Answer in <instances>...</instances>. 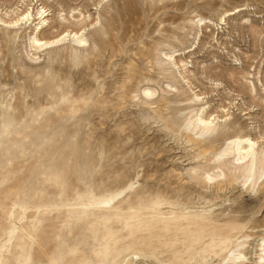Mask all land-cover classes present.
Wrapping results in <instances>:
<instances>
[{
  "label": "rangeland",
  "instance_id": "obj_1",
  "mask_svg": "<svg viewBox=\"0 0 264 264\" xmlns=\"http://www.w3.org/2000/svg\"><path fill=\"white\" fill-rule=\"evenodd\" d=\"M17 5L25 9L18 0H0V18L8 19V11L14 16L11 10ZM41 5L52 10L51 24L56 12L68 15L72 7L91 14V22L100 14L106 35L99 50L88 43L90 50L78 53L70 48L58 55L38 51L33 56L39 59L21 50L24 38L0 43V103L4 100L0 106L19 103L13 110L24 114L19 125H10L0 135V264H68L76 247L88 264H108L98 254L99 235L105 228L97 205L103 201L110 208L102 211L121 212L130 221L139 215L145 222L174 206L221 223L236 221L240 231L231 239L197 242L191 264H228L231 251L238 248L246 256L236 264H260L264 177L252 188L242 174L231 183L228 178L205 182L198 169L202 165L217 169V161L208 157L220 150L224 140L214 147L207 141H190L186 131H171L163 119L185 116L202 102L188 100L191 91H156L145 98L141 91H131L140 82L131 76L145 72L163 83L167 77L155 63L157 50L171 46L184 51L181 57L190 61L196 74L192 81L209 110L222 115L221 107L229 108L240 134H263L264 105L252 99L244 76L259 91L264 88V0H33L29 7L35 12ZM236 7L245 9L227 17L220 27H203L194 39L191 21L196 16L218 22L224 12ZM75 26L68 22L59 31L79 29ZM25 27L18 29L19 35L26 33ZM98 27L89 26L88 35L96 36ZM19 63L33 69L31 75H25ZM46 70L58 83L55 91H37L32 84L19 91L17 84L30 83L27 76L36 78L40 72L46 77ZM112 221L122 240L113 259H119V248L128 246L130 254L122 253L130 256L128 260L158 263L147 241L150 235L132 236L124 218L119 221L114 216ZM157 258L162 257L157 254Z\"/></svg>",
  "mask_w": 264,
  "mask_h": 264
},
{
  "label": "bare ground",
  "instance_id": "obj_2",
  "mask_svg": "<svg viewBox=\"0 0 264 264\" xmlns=\"http://www.w3.org/2000/svg\"><path fill=\"white\" fill-rule=\"evenodd\" d=\"M18 3L21 4V7L24 6L25 9L19 8V5H17L16 8L11 10L13 11L14 16L10 17L8 13L9 11H8L6 12V17L9 16L8 19H5V17L0 18V25H2L0 27H3L1 29L2 32L0 33V43L5 41L6 44L7 43L9 44L12 41L17 42V39H20L22 41V38H24L21 44V48H22L21 50H23L24 52L26 51L27 56L30 55L29 51L32 52V56H31L32 59L40 58L39 55L37 57L33 56L36 53H38V51L49 50L50 53H54L55 55H58L61 51H64L65 49H69V48L71 52L73 53H78L80 51L82 52L88 51V49L90 50V48H87L88 43L93 44V46L92 45L90 46H92L91 48H94V50H99L100 49L99 43L103 42L105 39L106 29L103 26V23L101 22L102 20H101L100 14L99 16H97L95 21L91 22L90 21L91 14L86 15L82 11L77 10L78 8L72 7L71 12L68 15L60 11L56 12L54 23L51 24V21L48 16L53 15V14L51 13L52 10H50V8H47L46 6L41 5L34 12V7L32 8L29 7L32 5L33 0H18ZM244 9L245 7H236L232 10L226 11L220 17V21L218 20V22L214 21L211 18L205 17V16H196V18L191 21V24L193 26L191 29L192 31L191 34L194 36V39H196L197 36L199 35V32L203 29V27H211V26L220 27L219 25L225 24L227 22V17L234 15L236 13H239V12L241 13V11H243ZM68 22L76 26L79 25L80 26V27L78 26L79 29L73 30L76 28H73V29L67 28L64 31L60 32L59 27L63 26L64 24ZM21 26L23 27L26 26L25 27L26 33L24 35L18 34V29L19 28L21 29ZM89 26L91 27L99 26L98 29L96 30V36L88 35L87 30ZM28 28L29 30H27ZM92 30L94 31V29ZM45 32L50 34V36L49 37L45 36ZM67 41L70 42L68 46L66 43ZM193 43L195 42H192L191 45H193ZM13 48H11L12 52H14L13 50L15 49ZM157 51H159L160 54L158 53L159 54L158 57L155 58L156 59L155 63L156 65L158 64L157 66H160L159 71L162 74V76L165 75L167 77L166 81H164L163 83H160L161 81H163V79L160 80V82L155 81L152 77L153 75L151 76V74H149L151 76L150 77L149 75L146 76L144 74L145 72L138 73L137 71L138 74L134 73L133 75L132 74L130 75H132L131 76L132 80L133 79L138 80V81L140 80V82L137 84H134V81H132L134 85L131 91H141V93L143 94L142 96H145V98L152 97L153 95L156 94V91H164V92L165 91H169V92L171 91H191L192 94L190 93V96L187 99L195 104L200 103V102L202 103L198 107H196L194 110H192V112H190L189 114H186V115L183 114L185 116H181V115L174 116L170 119L169 117L166 118L164 116L163 119L166 120L167 127H169L171 131L179 132V133L186 131L187 137L190 141L199 139L202 142L207 141V143L210 144V146L214 147L216 143H218L221 140H224V145L220 148V150L215 148L216 150L213 151L212 156L208 157V159H210L211 161H217L218 166L214 167L217 169L208 170L206 167L202 165L200 166L199 169L197 168L199 170V176H202V178H204L205 182L207 183L209 182L220 183L223 180L224 181L227 180V178L229 180V183H231L238 179L239 174H242L245 177L246 184H248V187L252 188L258 185L261 179L264 177V133L263 134L260 133L258 136H252L251 134H240L239 128H237L236 123L230 120V109L229 108L221 107V111L225 112L222 115H219L218 113H214L215 111L211 112L209 110L210 106L208 105V101L204 102L205 96H202L200 93H197V91H200V90L197 88V86L194 85L192 81V78H196V74L193 70L190 69L191 67L190 61L181 57V55H185L184 51L178 52L180 50H176L171 46H168L167 50H161V51L157 50ZM50 53L48 55H50ZM77 55L79 56V54ZM17 59L18 58H16V60ZM148 60L150 59L148 58ZM77 65L79 64L77 63ZM18 66L20 67L22 72L24 71L23 73H25V75L26 74L29 75L31 71L33 70L32 68L35 67V66L33 67L32 65L31 66L32 70H30V68L29 70L28 68L26 70L22 64L19 63ZM130 70H134V69L132 68ZM50 71H54V70L50 69ZM50 71H47V70L46 72L44 71L46 73L44 74L46 77H43L40 72L39 74L37 73L36 78L31 79L29 78V76H27L26 78L30 80V83L27 84L25 83L26 82L25 81L23 84L22 83L17 84L19 91L22 92L26 88H29L28 86L32 87V85L37 91H43V92L48 91L49 93H51V91H55L54 88L57 87L58 83H55V78L53 77L52 74H50ZM231 75L233 76V74ZM22 78L21 80H23ZM44 78H47V79H44ZM244 79L246 82L245 86L248 90V93L252 97V99L259 100L260 103L264 105V88H262V90L259 91L254 81L249 80L245 76H244ZM143 82L147 84L143 85ZM152 82H155L158 85V87L151 84ZM59 83L61 84V82ZM29 84H32V85H29ZM218 85L219 84L216 83L215 86H218ZM59 86L61 87V85ZM184 93L185 92H183L182 94ZM54 99L56 101L57 98H54ZM17 107H19V103H16L15 105H11V102H9V104H7L5 108L0 106V117H1L0 118V135L4 134L5 129H7L10 125L11 126H13V124L19 125L20 123L19 120L22 119L21 117L23 113L21 114L20 112H15L16 110L15 111L13 110ZM231 131L235 132V134L232 136H230ZM206 150L207 149H204L202 150V152H205ZM226 169L231 173L230 175L227 174ZM160 201L161 200H157L156 202H160ZM105 207L107 209L109 207V204L106 201L100 202L97 205V208L99 209V212H100V216L104 219L102 226L103 228H105V231L99 235L101 239L99 243L98 254L101 256V258H104L105 259L104 262L108 264H136L135 261L131 259L128 260L130 258L129 255L126 254L129 257V258L127 257L128 259L122 255V253L124 254L126 253V251L124 250L128 249L127 245H125L127 246L125 247L126 249L123 247L124 250L119 248L120 255H119L118 260L113 259L111 257L113 255V252H115V247L121 244V243L119 244V241H122V240H119V238L121 237L120 234L116 233V231L114 230V224L112 221V217L114 216H117L119 218V221L121 219L123 220L124 218V223H126L125 226H127V229L129 230V233L132 236L136 235V232H140V233L144 232L150 235L149 240L147 241H149L150 250L152 251L154 258L157 260L159 264H191L192 255L198 251V248L194 247L197 242L203 241L205 238H207V240L209 241H216V240L226 241V240L231 239L233 236H236L238 231H240V230H237V227L239 226L237 225L236 221H232L230 223H221L220 221H216L206 215L205 216L192 215L191 213H189L190 210L184 211L180 209L179 207L177 208L176 206H174L172 210H163L161 213H157V214L154 213L151 216V218L145 222L142 221V217L139 215H136V218H134V220L132 221L125 220L126 214H123L118 211L116 212H112V211L110 212L109 210H108L109 212L102 211V209H104ZM128 216L130 217L135 216V213L132 215L129 214ZM137 235L139 237V234ZM132 236L131 237L128 236V237L132 238ZM141 236L143 235H140V237ZM125 238H124V242L125 240H127ZM146 238L147 237H145V239ZM248 238H249V235L243 238V240L239 243L240 248H243L245 243L248 241L247 240ZM130 242L128 241L129 244ZM133 244H134V241H133ZM133 244L131 245L134 246ZM258 245L260 248L259 249L260 254L258 256V259L260 260V264H264V236H262L259 239ZM138 249H140V247ZM128 250H127V253H128ZM71 253H72L73 259L71 262H68V264H88L86 261V258L80 253V250L78 247L72 250ZM128 254H130V251ZM157 254L161 255L162 258L158 259ZM139 255H141V253L137 254V256ZM245 256H246V253L244 252V250L239 249V248L237 250H233L231 251V254L228 256L229 257V259H227L229 260L228 264H236L237 260L242 259ZM110 257L112 259H109Z\"/></svg>",
  "mask_w": 264,
  "mask_h": 264
}]
</instances>
